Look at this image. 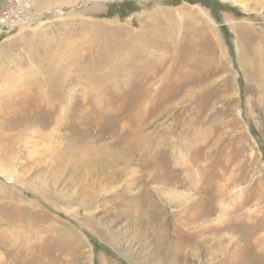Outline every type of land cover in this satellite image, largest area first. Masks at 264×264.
Segmentation results:
<instances>
[{"label": "rangeland", "instance_id": "obj_1", "mask_svg": "<svg viewBox=\"0 0 264 264\" xmlns=\"http://www.w3.org/2000/svg\"><path fill=\"white\" fill-rule=\"evenodd\" d=\"M36 12L0 35V264H264V0Z\"/></svg>", "mask_w": 264, "mask_h": 264}, {"label": "built area", "instance_id": "obj_2", "mask_svg": "<svg viewBox=\"0 0 264 264\" xmlns=\"http://www.w3.org/2000/svg\"><path fill=\"white\" fill-rule=\"evenodd\" d=\"M50 0H4L0 11V35L12 30L18 26H23L27 21L40 19L43 14L37 13L36 8L40 3ZM35 14L33 17L27 15Z\"/></svg>", "mask_w": 264, "mask_h": 264}, {"label": "bare ground", "instance_id": "obj_3", "mask_svg": "<svg viewBox=\"0 0 264 264\" xmlns=\"http://www.w3.org/2000/svg\"><path fill=\"white\" fill-rule=\"evenodd\" d=\"M128 166V165H127Z\"/></svg>", "mask_w": 264, "mask_h": 264}]
</instances>
